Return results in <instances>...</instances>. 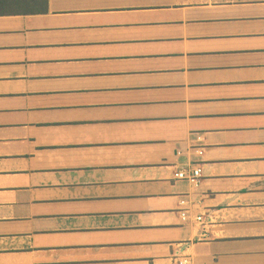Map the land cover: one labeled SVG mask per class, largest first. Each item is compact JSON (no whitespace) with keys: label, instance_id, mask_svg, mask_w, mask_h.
Wrapping results in <instances>:
<instances>
[{"label":"crops","instance_id":"0c3cea01","mask_svg":"<svg viewBox=\"0 0 264 264\" xmlns=\"http://www.w3.org/2000/svg\"><path fill=\"white\" fill-rule=\"evenodd\" d=\"M43 2L0 15V264H264V0Z\"/></svg>","mask_w":264,"mask_h":264},{"label":"built area","instance_id":"2783aa9c","mask_svg":"<svg viewBox=\"0 0 264 264\" xmlns=\"http://www.w3.org/2000/svg\"><path fill=\"white\" fill-rule=\"evenodd\" d=\"M176 177L178 179L190 180L198 187L201 184V179L203 177V167L201 165L191 166L188 169H183V170L179 171L176 174ZM181 204L183 206H186L189 204V201L186 199H183L181 201ZM190 217H191L190 211L188 209H184L182 211V220L184 222H187L190 220ZM195 221L204 223L205 220H204L203 215H200V216H195ZM178 258H180L178 261V264H190L191 263L189 257H187V256H181Z\"/></svg>","mask_w":264,"mask_h":264},{"label":"trees","instance_id":"16d2710c","mask_svg":"<svg viewBox=\"0 0 264 264\" xmlns=\"http://www.w3.org/2000/svg\"><path fill=\"white\" fill-rule=\"evenodd\" d=\"M43 1L44 0H31L32 3L18 4L0 0V15L39 13L43 10V5L45 4Z\"/></svg>","mask_w":264,"mask_h":264}]
</instances>
